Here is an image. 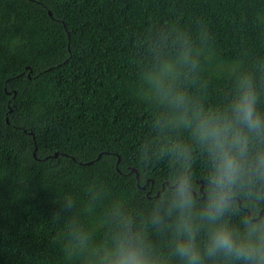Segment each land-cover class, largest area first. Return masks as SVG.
<instances>
[{"label": "trees", "instance_id": "1", "mask_svg": "<svg viewBox=\"0 0 264 264\" xmlns=\"http://www.w3.org/2000/svg\"><path fill=\"white\" fill-rule=\"evenodd\" d=\"M170 27L205 30L224 64L264 57V0H0V264H61L60 190L99 187L97 217L164 190L171 162L144 153L153 112L133 82ZM228 87L214 65L189 85L206 105Z\"/></svg>", "mask_w": 264, "mask_h": 264}, {"label": "clouds", "instance_id": "2", "mask_svg": "<svg viewBox=\"0 0 264 264\" xmlns=\"http://www.w3.org/2000/svg\"><path fill=\"white\" fill-rule=\"evenodd\" d=\"M210 41L170 27L145 42L133 88L155 136L143 150L171 162L168 181L142 209L117 198L99 217V187L87 201L60 190L61 264H264V57L224 64ZM206 65L229 77L211 105L189 89Z\"/></svg>", "mask_w": 264, "mask_h": 264}, {"label": "water", "instance_id": "3", "mask_svg": "<svg viewBox=\"0 0 264 264\" xmlns=\"http://www.w3.org/2000/svg\"><path fill=\"white\" fill-rule=\"evenodd\" d=\"M51 14V13H50ZM57 156V154H56ZM100 157V156H99ZM132 172H136L137 173V170L136 169H132ZM137 178H138V173H137ZM142 189H145V186L141 187Z\"/></svg>", "mask_w": 264, "mask_h": 264}]
</instances>
